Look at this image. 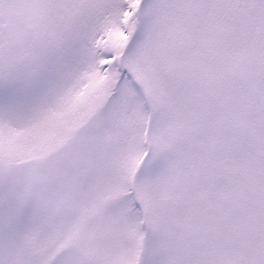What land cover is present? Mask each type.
Instances as JSON below:
<instances>
[{"label": "snow or ice", "instance_id": "6c2138e0", "mask_svg": "<svg viewBox=\"0 0 264 264\" xmlns=\"http://www.w3.org/2000/svg\"><path fill=\"white\" fill-rule=\"evenodd\" d=\"M0 264H264V0H0Z\"/></svg>", "mask_w": 264, "mask_h": 264}]
</instances>
